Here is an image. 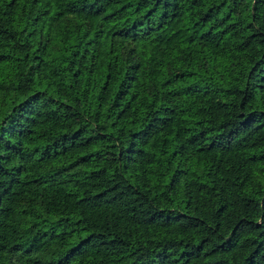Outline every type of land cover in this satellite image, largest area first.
I'll return each mask as SVG.
<instances>
[{"label":"trees","instance_id":"16d2710c","mask_svg":"<svg viewBox=\"0 0 264 264\" xmlns=\"http://www.w3.org/2000/svg\"><path fill=\"white\" fill-rule=\"evenodd\" d=\"M0 264H264V0H0Z\"/></svg>","mask_w":264,"mask_h":264}]
</instances>
